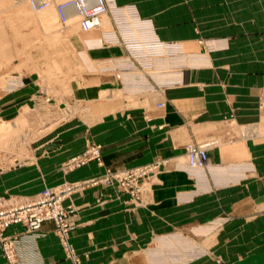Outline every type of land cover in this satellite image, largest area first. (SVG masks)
Here are the masks:
<instances>
[{"label":"crops","instance_id":"obj_1","mask_svg":"<svg viewBox=\"0 0 264 264\" xmlns=\"http://www.w3.org/2000/svg\"><path fill=\"white\" fill-rule=\"evenodd\" d=\"M115 3L133 9L162 44H180L182 53L176 54L173 70L169 72V53L161 54L155 59V70L160 72L154 78L156 84L134 87L121 83L113 67L120 65L125 49L118 44L106 45L102 30L73 37L77 51L87 57L82 62L86 70L71 83V93L63 98L49 96L40 76L29 69L32 65L26 61L11 66L8 77L0 82V121L23 116L36 129L45 125L49 130L31 145L33 167L17 171V180L13 179L14 173L0 175V195H36L64 180L103 173L105 167L96 162L68 173L61 169L65 161L82 153L91 142L102 145L105 166L116 169L183 156L189 142L213 137L226 141L231 132L223 129V123L230 116L239 125L257 121L258 95L264 85V24L258 13L250 15L248 6L245 12L240 8L237 23L229 21L232 13L210 8L209 22L219 25L201 31L199 23H191L185 15L183 0ZM129 76L137 80L136 75ZM169 79H183V83L156 86ZM67 103L78 109L75 116L64 123H53ZM47 107L51 112L49 124H42L38 117ZM223 141L209 149L210 162H256L252 156L246 159L234 152L232 145L227 147L230 142ZM235 144L253 151L255 146L264 145V135L237 138ZM159 177L161 182L153 189V204L148 207L133 206L127 202L128 194L116 186L89 187L65 200L66 205L76 207L71 219L77 227L71 241L82 254L83 264H149L148 245L153 238H160L161 244L172 241L169 230L183 223L186 197H195L190 206L199 212L201 200L211 198L208 190L191 195L189 177L177 170ZM55 228L54 221H45L39 236L21 238L17 264H69ZM23 231L25 226L18 223L11 225L6 234ZM0 264H9L1 245Z\"/></svg>","mask_w":264,"mask_h":264},{"label":"rangeland","instance_id":"obj_2","mask_svg":"<svg viewBox=\"0 0 264 264\" xmlns=\"http://www.w3.org/2000/svg\"><path fill=\"white\" fill-rule=\"evenodd\" d=\"M60 1L63 0H52L49 7L35 10L29 0H0V82L8 77L7 70L11 66L26 61L25 63L32 65L31 68H28L36 71L35 73L40 76L42 85L46 88L49 96L57 95L63 98L71 93V83L82 71L86 70L82 62L87 60L82 52L77 51L73 37L90 36L96 30L82 32L77 16L73 14H70L67 24H63L55 6ZM183 3L185 15L189 17L191 23H195V25L199 23L201 31L219 25V23L211 24L209 22L207 13L210 8L232 13L229 21L233 20L239 23L240 14L245 12L248 6L249 14L258 13L264 24V0H183ZM226 4L228 7H224ZM240 8H243L242 12H240ZM108 29H112V27L108 16H106L101 30ZM167 46L169 48V72H171L173 70L171 65L176 62V54L182 53V49L177 41L169 42ZM182 83L183 79H171L168 82V87H176ZM263 91L264 85L259 90L260 115L255 123L239 125L233 116L223 123V129H226V132H231H228L226 141L213 137L201 142H189L185 145L183 156L171 159L157 158L149 163L130 167L112 169L106 167L103 160V165H100L105 167L103 173L87 179L64 180L60 184L52 186L78 185L74 192L63 199L62 204L66 208H75L70 217V222L75 225V228L69 232L67 239L78 255L80 264H83L82 254L77 251L71 241V233L77 227L71 219L76 213V207L72 203L66 205L65 200L89 187L116 186L128 194L127 202L133 206L148 207L153 204L154 186L161 182L159 175L170 170H177L189 177L190 186H192L191 195H195L197 191L208 190L211 198L201 200V211L199 212L190 206L195 201V197L193 199L191 196L186 197V201H183V205H186L183 211V223L169 230L172 241L161 244L160 238H153L152 243L148 245L149 264H264V145L255 146L252 151L247 150L245 146L235 144L237 138L253 139L264 135V101L262 104L260 100ZM45 111L38 119L42 124H49L50 108L47 107ZM77 111L76 107L67 103L66 107L63 106L58 112L57 119L53 123H64L70 117L75 116ZM3 122H8V124L6 123L2 127ZM0 126V155L4 154L0 156V175L14 173L12 174L13 179L17 180V171L33 167L34 154L31 145L49 128H45L43 125V128L38 130L30 119L23 116L8 121L1 120ZM209 141H215V145H218V141L230 142L227 147L232 145L231 148L234 152L245 155L246 159L252 156L256 162L233 163L231 165L214 164L208 158V151L215 146L213 145L207 150V166L190 168L186 163V147ZM68 160L61 165L64 173L84 166L66 169ZM154 162L159 163L153 167L152 163ZM146 165L150 166L146 167ZM144 166L146 170L135 185L134 181L131 182L130 174L125 175L127 180L116 177L119 171H133ZM108 172L114 175L107 178ZM92 179L98 180V183L88 182ZM129 180L131 183H128ZM86 181L87 183L84 184ZM47 188L51 187L46 186L43 191ZM41 193L25 195L7 192L8 195L5 197L25 199L36 197ZM6 230L4 236L14 241L15 249V258L13 260L6 259L9 264H17V245L25 235H31L27 234L29 232L26 227L25 231L14 235H7ZM55 231L60 238L69 264H72L57 231V226ZM0 245L4 253L2 242Z\"/></svg>","mask_w":264,"mask_h":264},{"label":"built area","instance_id":"obj_3","mask_svg":"<svg viewBox=\"0 0 264 264\" xmlns=\"http://www.w3.org/2000/svg\"><path fill=\"white\" fill-rule=\"evenodd\" d=\"M33 9L42 10L52 4V0H29ZM56 10L63 24L69 21V14L77 16L80 30L90 32L103 29L105 17L108 16L112 29L103 30L105 33L104 43L118 44L125 49L119 66L113 67L116 80L126 82L132 86L146 87L156 84L154 78L155 59L169 53L167 45L162 44L150 33L148 24L143 23L133 9L116 6L115 0H63L58 2ZM165 72V71H163ZM160 74V72L158 73ZM129 75H136L137 80L130 79ZM132 80V82H130ZM171 79L168 80L170 82ZM129 82V83H128ZM160 82V81H159ZM163 81L156 86L168 85ZM264 91L261 102L264 101ZM162 104L159 103V106ZM215 141L201 144L188 145L186 147V163L190 168H204L208 164L207 150L215 145ZM1 154L0 156H3ZM102 145L91 143L80 154L72 157L66 163V169H74L89 162H97L103 165ZM159 162L152 163L153 167ZM151 165V164H150ZM146 165V167L150 166ZM146 167L119 171L117 178L127 180L125 175L132 177L131 182L135 185L138 178L145 172ZM110 172L107 173L111 176ZM106 178V179H107ZM103 181V180H102ZM88 182L98 183L92 179ZM130 180L128 183H131ZM87 181L84 183L86 184ZM130 186V185H129ZM78 187L75 185H61L45 189L36 197L20 199L17 197L0 196V242H2L5 256L8 260L15 258L14 241L4 236V231L13 224H22L31 236H39V231L45 221L52 220L56 223L57 231L61 236L63 246L68 251V257L72 264H80V259L68 242V235L75 225L70 222V217L75 211L74 207H64L62 201Z\"/></svg>","mask_w":264,"mask_h":264},{"label":"bare ground","instance_id":"obj_4","mask_svg":"<svg viewBox=\"0 0 264 264\" xmlns=\"http://www.w3.org/2000/svg\"><path fill=\"white\" fill-rule=\"evenodd\" d=\"M70 14H73V13H70ZM70 14H69V20H70ZM73 15H74V14H73ZM6 123L8 124V122H3V124H2L1 126L3 127ZM1 126H0V127H1Z\"/></svg>","mask_w":264,"mask_h":264}]
</instances>
